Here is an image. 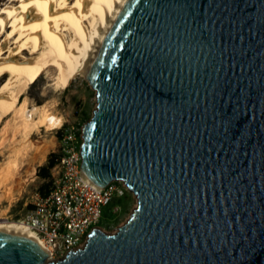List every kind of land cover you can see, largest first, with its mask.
Listing matches in <instances>:
<instances>
[{
    "label": "water",
    "instance_id": "obj_1",
    "mask_svg": "<svg viewBox=\"0 0 264 264\" xmlns=\"http://www.w3.org/2000/svg\"><path fill=\"white\" fill-rule=\"evenodd\" d=\"M88 80L81 171L137 206L60 260L0 232V264H264V0H130Z\"/></svg>",
    "mask_w": 264,
    "mask_h": 264
},
{
    "label": "bare ground",
    "instance_id": "obj_2",
    "mask_svg": "<svg viewBox=\"0 0 264 264\" xmlns=\"http://www.w3.org/2000/svg\"><path fill=\"white\" fill-rule=\"evenodd\" d=\"M129 1L0 0V77H8L0 89V127L12 118L0 132V198L12 193L8 183H16L22 166L29 168L39 154L30 158L32 136L60 123L49 104L31 108L27 90L44 74L63 90L77 76L89 79L98 51ZM0 232L25 236L44 248L21 223L0 219Z\"/></svg>",
    "mask_w": 264,
    "mask_h": 264
},
{
    "label": "built area",
    "instance_id": "obj_3",
    "mask_svg": "<svg viewBox=\"0 0 264 264\" xmlns=\"http://www.w3.org/2000/svg\"><path fill=\"white\" fill-rule=\"evenodd\" d=\"M83 139V138H82ZM81 144L75 126L63 131L62 155L53 168L57 177L46 194L37 192L24 219L48 252V259L60 260L88 243L94 229H101L107 208L117 215L122 206L115 202L136 195L121 180L100 189L81 171Z\"/></svg>",
    "mask_w": 264,
    "mask_h": 264
},
{
    "label": "rangeland",
    "instance_id": "obj_4",
    "mask_svg": "<svg viewBox=\"0 0 264 264\" xmlns=\"http://www.w3.org/2000/svg\"><path fill=\"white\" fill-rule=\"evenodd\" d=\"M1 26L2 23L0 22V29ZM7 79L8 77H0V89ZM59 86H55L50 81L48 74H44L30 86L24 95L31 108L49 104L52 113L60 123L55 127L40 128L28 142V146L30 145V158L34 157L37 151H39V154L36 156L37 159L35 158L31 162L29 168L27 165L22 166V176L19 180L17 179L16 183L12 181L8 183V187H12L13 190L10 195L0 198V219L2 220L20 223L31 207L33 196L37 192L42 194L40 191L41 186L53 182L57 177V170L53 168L51 169L50 178H44L38 174L40 169L47 165L50 154L62 155L63 131L67 127L75 126L82 145L83 128L91 120L97 107V91L85 76L75 77L65 90ZM9 118L12 119L7 117L0 127V132L3 130L6 121L10 120ZM12 134L13 132L10 131L9 135ZM10 145L11 143H8L5 147ZM2 194L0 193V195ZM115 204L121 205L122 208L116 216L111 213L112 206L106 209L101 228L106 234L115 233L127 221L137 206V200L128 195L118 199Z\"/></svg>",
    "mask_w": 264,
    "mask_h": 264
},
{
    "label": "trees",
    "instance_id": "obj_5",
    "mask_svg": "<svg viewBox=\"0 0 264 264\" xmlns=\"http://www.w3.org/2000/svg\"><path fill=\"white\" fill-rule=\"evenodd\" d=\"M60 155L57 154H50L47 165L40 169L39 176H42L44 178H50L51 177V169L54 168L60 161ZM52 185V182H49L47 184H43L40 188V191L42 194H46L50 187Z\"/></svg>",
    "mask_w": 264,
    "mask_h": 264
}]
</instances>
